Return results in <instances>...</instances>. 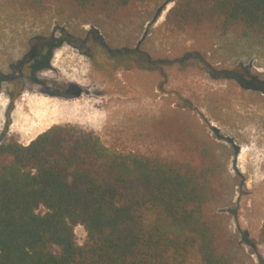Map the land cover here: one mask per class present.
<instances>
[{
  "label": "trees",
  "instance_id": "obj_1",
  "mask_svg": "<svg viewBox=\"0 0 264 264\" xmlns=\"http://www.w3.org/2000/svg\"><path fill=\"white\" fill-rule=\"evenodd\" d=\"M147 1L13 0L25 10L60 3L114 22ZM166 23L264 40V0H175ZM54 49L39 51L22 75L50 67ZM108 49L113 70L122 59L127 69L154 63L139 49ZM155 129L175 155L121 150L67 125L26 145L0 141V264H237L236 240L219 210L231 195L227 167L180 117L162 118ZM77 225L86 230L83 244Z\"/></svg>",
  "mask_w": 264,
  "mask_h": 264
},
{
  "label": "rangeland",
  "instance_id": "obj_2",
  "mask_svg": "<svg viewBox=\"0 0 264 264\" xmlns=\"http://www.w3.org/2000/svg\"><path fill=\"white\" fill-rule=\"evenodd\" d=\"M174 3L148 0L114 22L60 3L36 12L0 0V141L26 145L52 126L67 125L94 132L114 148L173 156L175 147L155 124L180 117L228 169L231 195L219 210L236 240V263L264 264V40L174 30L166 23ZM51 39H65L54 49L51 66L31 78L22 75L20 63ZM108 48L139 49L154 63L127 69L119 55L113 70ZM46 100L56 113L40 120ZM75 233L83 244L84 226Z\"/></svg>",
  "mask_w": 264,
  "mask_h": 264
},
{
  "label": "bare ground",
  "instance_id": "obj_3",
  "mask_svg": "<svg viewBox=\"0 0 264 264\" xmlns=\"http://www.w3.org/2000/svg\"><path fill=\"white\" fill-rule=\"evenodd\" d=\"M66 74H67V73H66ZM30 99H31V98H30ZM30 99H28V100H30ZM34 99H35V98H34ZM34 99H33V100H34ZM46 99H47V98H46ZM39 100H40V99H39ZM21 101H22V100H21ZM24 101H26V100H24ZM51 101L53 102L52 99H51ZM51 101H50V102H51ZM56 101H57V99H56ZM36 102H38V101H36ZM36 102H35V103H36ZM16 103H17V102H16ZM23 103H24V102H23ZM23 103H22V104H23ZM25 103H26V102H25ZM54 103H55V102H54ZM58 103H59V102H58ZM27 104H29V102H28ZM27 104H26V105H27ZM36 104H37V103H36ZM40 104H41L40 109H39L40 112L37 114V115L39 116L38 118H40V120H41V119L48 118V117L52 116L54 113H56V112H55V106L52 105V106L50 107L49 102H47V100H46V101H41ZM40 104H39V105H40ZM56 104H57V103H56ZM71 104H72V103H71ZM2 105H3V103H2ZM23 105H24V104H23ZM26 105H25V106H26ZM29 105H30V104H29ZM37 105H38V104H37ZM64 105H65V103H64ZM77 105H78V104H77ZM0 106H1V105H0ZM35 106H36V105H34L33 107H35ZM60 106H61V105H60ZM68 106H69V105H68ZM68 106H67V107H68ZM72 106H73V105H72ZM16 107H17V106H16ZM19 107H20V106H19ZM29 107H30V106H29ZM36 107H37V106H36ZM70 107H71V106H70ZM27 108H28V107H27ZM60 108H61V107H60ZM68 108H69V107H68ZM18 109H19V108H18ZM58 109H59V108H57V110H58ZM73 109H74V108H73ZM73 109H71V110H73ZM15 110H16V109H15ZM76 110H77V109H76ZM37 111H38V109L36 110V112H37ZM104 111H105V110H104ZM18 112H20V111H18ZM22 112H23V111H22ZM62 112H63V111H62ZM68 112H69V111H68ZM77 112H78V111H77ZM79 112H80V111H79ZM83 112L85 113V111H83ZM24 113H25V111H24ZM31 113H32V112H31ZM33 113H34V112H33ZM57 113H58V111H57ZM71 113H72V112H71ZM74 113H75V112H74ZM86 113H88V112L86 111ZM90 113H91V112H90ZM106 113H107V112H106ZM26 114H27V113H26ZM76 114H77V113H76ZM104 114H105V112H104ZM12 115H13V114H12ZM15 115H16V114H15ZM21 115H22V114H21ZM54 115H55V114H54ZM59 115H60V114H59ZM64 115H65V114H64ZM74 115H75V114H74ZM85 115H86V114H85ZM87 115H88V114H87ZM89 115H93V114H89ZM96 115H97V114H96ZM109 115H110V114H109ZM19 116H20V115H19ZM35 116H36V115H35ZM57 116H58V115H57ZM60 116H61V115H60ZM77 116H78V115H77ZM77 116H76V117H77ZM79 116H81V115H79ZM79 116H78V119L80 118ZM83 116H84V115H83ZM110 116H111V115H110ZM53 117L55 118V116H53ZM62 117H63V116H62ZM74 117H75V116H74ZM86 117H87V116H86ZM95 117H96V116H95ZM104 117H105V116H104ZM13 118H14V117H13ZM15 118H16V117H15ZM51 118H52V117H51ZM71 118H72V116H71ZM84 118H85V117H84ZM97 118H98V117H97ZM106 118H108V117H106ZM23 119H24V118H23ZM23 119H22V121H23ZM49 119H50V118H49ZM52 119H53V118H52ZM56 119H57V117H56ZM58 119H59V117H58ZM64 119H65V118H64ZM75 119H77V118H75ZM88 119H89V118H87V120H88ZM102 119H103V118H102ZM15 120H17V118H16ZM15 120H14V121H15ZM25 120H26V119H25ZM31 120H32V119H31ZM47 120H48V119H47ZM47 120H46V122H47ZM59 120H60V119H59ZM81 120H82V119H80V121H81ZM87 120H86V121H87ZM95 120H97V119H95ZM98 120H100V119H98ZM98 120H97V121H98ZM27 121H29V120H27ZM27 121H26V122H27ZM42 121H43V120H42ZM70 121H72V120H70ZM90 121H91V120H90ZM15 122H16V121H15ZM26 122H24V123L26 124ZM34 122H35V120H34ZM34 122H33V123H34ZM52 122H54V120H52ZM57 122H58V120H57ZM100 122H101V121H100ZM100 122H99V124H101ZM16 123H17V122H16ZM20 123H21V122H20ZM29 123H30V122H29ZM29 123H28V124H29ZM31 123H32V122H31ZM35 123H36V122H35ZM40 123H41V121H40ZM42 123H43V122H42ZM59 123H60V122H59ZM92 123H93V122H92ZM13 124H14V123H13ZM22 124H23V123H22ZM28 124H27V125H28ZM37 124H39V123H37ZM51 124H52V123H51ZM88 124H89V123H88ZM34 125H36V124H34ZM34 125H33V126H34ZM47 125H48V124H47ZM89 125H90V124H89ZM91 125H92V124H91ZM97 125H98V124H97ZM14 126H15V125H13V127H14ZM31 126H32V125H31ZM40 126H41V125H40ZM44 126H45V125H44ZM44 126H43V127H44ZM98 126H99V125H98ZM15 127H16V126H15ZM26 127H27V126H26ZM45 127H46V126H45ZM47 127H48V126H47ZM11 128H12V127H11ZM31 128H32V127H31ZM40 128H41V127H40ZM12 129H13V128H12ZM15 129H16V128H15ZM18 129H19V128H18ZM28 129H29V128H28ZM33 129H34V127H33ZM33 129H32V130H33ZM35 129H36V127H35ZM35 129H34V130H35ZM43 129H44V128H43ZM45 129H46V128H45ZM22 130H24V129L22 128ZM25 130H26V129H25ZM34 130H33V131H34ZM14 131H15V130H14ZM27 131H28V130H27ZM21 132H22V131H21ZM29 132H31V131H29ZM39 132H40V131H39ZM33 134H34V133H33ZM35 134H36V133H35ZM30 135H31V134H30ZM30 135H29V136H30ZM32 136H33V135H32Z\"/></svg>",
  "mask_w": 264,
  "mask_h": 264
},
{
  "label": "flooded vegetation",
  "instance_id": "obj_4",
  "mask_svg": "<svg viewBox=\"0 0 264 264\" xmlns=\"http://www.w3.org/2000/svg\"><path fill=\"white\" fill-rule=\"evenodd\" d=\"M49 46H53V48H56V44L54 43L53 39H51L49 42L44 43L41 45V47L38 49V47H36L35 52L32 53L31 55H29L28 58L24 59V61H22L20 63V73L23 74V69L25 68V66L27 65V62H29L32 58H34L35 56L39 55V51H41L42 49H44L45 47H49Z\"/></svg>",
  "mask_w": 264,
  "mask_h": 264
}]
</instances>
